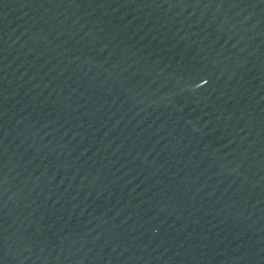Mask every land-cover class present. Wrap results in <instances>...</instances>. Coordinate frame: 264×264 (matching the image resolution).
Returning a JSON list of instances; mask_svg holds the SVG:
<instances>
[{
  "label": "water",
  "instance_id": "1",
  "mask_svg": "<svg viewBox=\"0 0 264 264\" xmlns=\"http://www.w3.org/2000/svg\"><path fill=\"white\" fill-rule=\"evenodd\" d=\"M0 264H264V0H0Z\"/></svg>",
  "mask_w": 264,
  "mask_h": 264
}]
</instances>
